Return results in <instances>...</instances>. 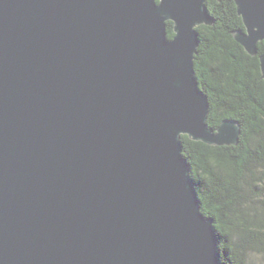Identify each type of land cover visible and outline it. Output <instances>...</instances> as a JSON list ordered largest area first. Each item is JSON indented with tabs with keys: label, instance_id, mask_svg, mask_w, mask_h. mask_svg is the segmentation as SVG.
<instances>
[{
	"label": "water",
	"instance_id": "95a60500",
	"mask_svg": "<svg viewBox=\"0 0 264 264\" xmlns=\"http://www.w3.org/2000/svg\"><path fill=\"white\" fill-rule=\"evenodd\" d=\"M233 2L255 57L264 0ZM205 3L0 0V264H221L181 144L240 134L206 123Z\"/></svg>",
	"mask_w": 264,
	"mask_h": 264
},
{
	"label": "trees",
	"instance_id": "16d2710c",
	"mask_svg": "<svg viewBox=\"0 0 264 264\" xmlns=\"http://www.w3.org/2000/svg\"><path fill=\"white\" fill-rule=\"evenodd\" d=\"M212 26H198L194 76L207 97L206 123L239 124L236 146H208L181 136L202 214L213 220L221 264H264V81L259 55L249 56L232 37L243 29L233 0H206ZM172 23L167 37L173 38ZM260 256L261 262L252 260Z\"/></svg>",
	"mask_w": 264,
	"mask_h": 264
},
{
	"label": "rangeland",
	"instance_id": "374dc122",
	"mask_svg": "<svg viewBox=\"0 0 264 264\" xmlns=\"http://www.w3.org/2000/svg\"><path fill=\"white\" fill-rule=\"evenodd\" d=\"M252 260H254L256 263H259V262H261V257L260 256H253L252 255Z\"/></svg>",
	"mask_w": 264,
	"mask_h": 264
}]
</instances>
